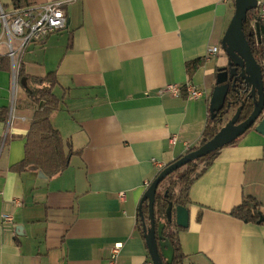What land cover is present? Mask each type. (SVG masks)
I'll return each instance as SVG.
<instances>
[{
	"label": "crops",
	"instance_id": "crops-1",
	"mask_svg": "<svg viewBox=\"0 0 264 264\" xmlns=\"http://www.w3.org/2000/svg\"><path fill=\"white\" fill-rule=\"evenodd\" d=\"M65 1L67 28L27 47V85L16 102L0 24V264H109L117 243L120 264H146L139 205L160 173L155 161L166 167L201 146L224 66L219 52L207 53L220 51L234 0ZM0 4L11 9L13 0ZM51 73L60 99L51 121L77 152L54 177L13 168L25 158L32 79ZM187 82L209 96L164 90ZM189 196L184 264H264V221L231 214L253 198L264 217L263 134L253 127L219 149ZM4 213L13 225L3 224Z\"/></svg>",
	"mask_w": 264,
	"mask_h": 264
},
{
	"label": "trees",
	"instance_id": "trees-1",
	"mask_svg": "<svg viewBox=\"0 0 264 264\" xmlns=\"http://www.w3.org/2000/svg\"><path fill=\"white\" fill-rule=\"evenodd\" d=\"M34 4H36V0H13V7L15 8H25ZM255 17L256 10L250 11L247 21L244 23V32L255 58L258 60V55H260V53L255 47V32L251 26V22L255 19ZM262 55H264V48ZM2 60H7L8 62L11 61L9 55L2 58ZM188 68L191 70L192 66L189 65ZM25 77L26 74L21 67L19 78L21 80ZM32 81L35 83V86L28 90L29 96L34 100V102L40 103L45 100L46 104L43 110L35 112L33 121L30 125L29 133L27 135L25 158L13 166V168L18 171H24L28 168H36L45 172L49 177H54L63 172L69 166L71 156L77 152L74 151L71 141H65L60 130L54 127L51 121L52 114L60 108V99L54 92V89L58 84L55 73H51L45 78H34ZM237 89H240V93H238L234 87L231 86L226 98L225 107L218 112V115L214 119H212L211 116L209 117L201 145L210 140L220 130V128L230 120L226 118V115L229 113L231 108H235L236 112L239 108H241L238 120L239 123L245 121L252 114L255 106V99L253 98L254 96L251 91L241 86H237ZM228 105L231 106L229 107ZM3 118L4 114L2 113V115H0V119ZM197 148L198 147L191 148L188 153ZM218 150L203 158L191 161L186 166L169 175L165 179H171L169 185L162 193L159 191L157 193L155 204L156 225L160 222H165L166 226L164 229V235L171 240L175 250L173 261L168 263L164 260L163 264H184L186 258L179 240V233L185 228L178 226L175 220L173 222L168 221V204L169 202H172L175 206L183 205L187 207V204L190 203L189 192L191 186L212 164ZM200 165H204V167L202 168ZM183 168H186V170L182 171L178 177L175 179L171 178L175 173L179 172V170ZM260 209L261 204L257 200L253 198H246L243 200L241 205L233 209L231 214L244 221L258 223L264 221V217L262 216ZM142 212L146 218L147 224H149L148 201H145L143 204ZM138 222L142 226L140 213L138 216Z\"/></svg>",
	"mask_w": 264,
	"mask_h": 264
},
{
	"label": "water",
	"instance_id": "water-1",
	"mask_svg": "<svg viewBox=\"0 0 264 264\" xmlns=\"http://www.w3.org/2000/svg\"><path fill=\"white\" fill-rule=\"evenodd\" d=\"M235 12L231 22L223 36L222 48L228 55L229 66L232 64L241 66L247 82L252 86V94L255 97V106L252 114L242 122H238L241 108L220 130L206 143L194 151L185 154L181 158L168 164L153 180L145 192L140 205L139 213L142 219V229L145 235L149 254L154 264H163L164 260L171 263L175 256V250L171 240L164 235L165 222L156 225L155 204L161 183L172 173L186 166L191 161L203 158L210 153L237 140L250 128L264 135V78L260 64L256 60L251 46L244 32V23L248 14L257 6V0H234ZM257 33L264 36V26L258 24ZM226 66L218 69L217 81L210 100V116L214 119L226 104V98L230 85L229 76L234 75L236 68L232 69L230 75ZM22 84L27 85L26 78L21 79ZM229 107L231 105H228ZM148 201L149 224L142 212V206ZM168 221H176L178 226L187 228L189 226V209L183 205H174L169 202L167 208Z\"/></svg>",
	"mask_w": 264,
	"mask_h": 264
},
{
	"label": "built area",
	"instance_id": "built-area-1",
	"mask_svg": "<svg viewBox=\"0 0 264 264\" xmlns=\"http://www.w3.org/2000/svg\"><path fill=\"white\" fill-rule=\"evenodd\" d=\"M66 3L67 1L65 0H59L43 4L36 3L25 8L12 7L11 9H6L0 4V24L3 26V31L7 38L8 54L13 69L14 93H16L18 80H20L19 70L28 45L34 41L44 43L51 34L67 28ZM254 10H256V17L252 21V29L257 35L258 24L264 26V0H257V6ZM15 40L19 42L18 45L14 43ZM218 52L219 48L217 46L210 47L207 58L216 55ZM261 63L264 66V61H261ZM164 90L174 96H179L186 91L189 97L193 99L209 96V92L205 88H199L191 82H187L184 85L168 84ZM155 163L159 167L160 172L165 168L161 162L155 161ZM150 185L151 182H147V186ZM121 197H124V194H121ZM3 224L6 226L14 224L12 214H3ZM121 249L122 244H114L109 264H120L119 255ZM146 264H154V262L150 260Z\"/></svg>",
	"mask_w": 264,
	"mask_h": 264
},
{
	"label": "rangeland",
	"instance_id": "rangeland-1",
	"mask_svg": "<svg viewBox=\"0 0 264 264\" xmlns=\"http://www.w3.org/2000/svg\"><path fill=\"white\" fill-rule=\"evenodd\" d=\"M14 43L16 44V45H18V41L17 40H15L14 41ZM257 44H255V47H256V49L259 51V53H260V55H258V60L259 61H264V55H262V51H263V47L262 46H256ZM228 62H229V60H228V55H227V53L224 51V49L222 48V44H221V49H220V51H219V59H218V62H217V64L219 65V66H221V65H227L228 64ZM21 67H22V64H21ZM20 70H21V68H20ZM20 70H19V73H20ZM216 81H217V77H216V79H215V84H216ZM22 84V82L20 81V80H18V88H17V92H16V96H15V102H16V100H17V98L19 97V95H21L22 94V92H23V86L21 85ZM22 86V87H21ZM211 91H213V89H211ZM32 99V98H31ZM45 104H46V101L45 100H43V101H41L40 103H38V102H34V100L32 99V101L30 100V106L32 107V108H34V110H27L28 112H30V114H31V112H32V120H31V123H32V121H33V118H34V114H35V112L36 111H38V110H43V108L45 107ZM236 112V110H235V108H231L230 109V111H229V113L226 115V118H228V119H231L232 118V116L234 115V113ZM202 165H200V167H201ZM184 170H186V168H183V169H181V170H179V172H177V173H175L171 178H176V177H178V175L182 172V171H184ZM170 180L171 179H167V180H165V181H163L162 183H161V185H160V188H159V192H163L165 189H166V187L169 185V183H170Z\"/></svg>",
	"mask_w": 264,
	"mask_h": 264
},
{
	"label": "flooded vegetation",
	"instance_id": "flooded-vegetation-1",
	"mask_svg": "<svg viewBox=\"0 0 264 264\" xmlns=\"http://www.w3.org/2000/svg\"><path fill=\"white\" fill-rule=\"evenodd\" d=\"M251 26H252V22H251ZM255 39H256L255 42L257 44L256 46H258V47L262 46L264 48V36L263 35L259 36L258 33H257V35H255ZM257 61H258V63L260 64V66L262 68L263 78H264V66H262L261 61H259V60H257ZM225 66L227 67L226 70L228 71L229 75H230L232 69L236 68V70L234 71V75L232 77L229 76V79H228V83H229L230 87L233 86L234 89L238 93H240V89H237V86H241V87H243L245 89L250 90L251 93H252V86L249 84V82H247L246 75L243 74V70H242L241 66H237V65H234V64H232V66H229V62ZM253 98L255 99V97H253Z\"/></svg>",
	"mask_w": 264,
	"mask_h": 264
}]
</instances>
